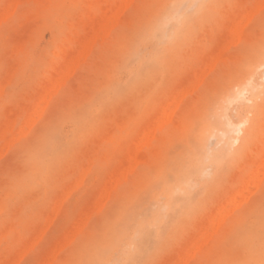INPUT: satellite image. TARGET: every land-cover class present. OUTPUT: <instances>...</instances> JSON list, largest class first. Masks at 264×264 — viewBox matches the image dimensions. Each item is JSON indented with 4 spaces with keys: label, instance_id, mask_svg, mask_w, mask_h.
<instances>
[{
    "label": "rangeland",
    "instance_id": "374dc122",
    "mask_svg": "<svg viewBox=\"0 0 264 264\" xmlns=\"http://www.w3.org/2000/svg\"><path fill=\"white\" fill-rule=\"evenodd\" d=\"M8 1L10 2V0H0V9L2 10L7 7H10V9L15 7L12 15L8 12L12 11L9 8L7 11L4 10L6 15L7 13L10 15L8 17L5 12L0 10L3 16H6V19H3L4 17L2 18L0 13V128H3V132L0 130V147H4V145H1L2 143H8L6 145H9V147L7 149L6 147L0 148V151L2 150L0 162L8 158L15 159L21 143L32 136L34 130L41 125L50 109L57 102L68 109L79 108L93 100L99 103L111 104L112 107L105 117L103 128L94 139L92 154L84 166L78 172L68 171L61 177V187L63 189L61 196L49 208L38 214L30 211L32 201L24 198L16 209V214L20 218L19 224L10 225L6 229L4 222L0 220V264H13L17 261H19V264H41L44 261L45 264L48 261V257L51 260L53 255L56 258L52 259L53 262L50 261L47 264H67L69 261L79 259L89 261L91 264H212L213 261L220 259L223 244L227 238L241 227L245 216L258 213L261 206L264 178L260 183L257 180L261 178L258 179L256 173L258 168H260L259 171L263 169L261 171L262 174L260 173L258 176L264 177L262 176L264 175V168H261L262 162H260L261 160L264 163V146L261 144L259 126L257 125L254 128L255 130H252L255 141L253 148L240 163L229 171L224 180L214 188L210 196L201 199L199 208L194 215L190 217L183 215L185 207L183 193L185 191L181 192L179 190L176 191V194L174 192L170 207L164 208V203L167 200L166 191H168L169 185L178 181V176L181 172L192 170L191 164L197 159L196 145L190 136L191 128L195 122L205 121L208 116H212V113L218 111L221 105L228 107L229 115L235 119L238 117L250 119L252 108L250 101H255L258 91L253 92L248 89L246 91L247 100L241 104L229 103L227 96L232 88H236L239 83L248 81L247 79L252 75L251 72H246L243 76L234 74L233 69L237 62L234 49L241 45H258L261 39L264 38V33L261 32V29L258 26L253 27V17L260 12L261 8H264V4L261 5L264 0H258L259 3L257 0H242L244 3H258L255 5L254 10L252 9L254 12L252 10H250L251 12L249 11L250 14L253 12L251 17L249 16V21V18L246 20L248 13L246 16L245 14L242 15L225 9L224 15L228 17L226 23L216 25L210 23L198 26V30L193 31L188 43L176 45L175 47L169 44L168 37L172 29L179 24V20L174 15L178 22L174 21L175 17H173L174 19L170 18L171 22H167L166 12L171 10L168 5L172 3L179 4L181 3L180 0H134L128 7L124 8L125 10L122 8L123 12H121L119 23H116L115 26L113 25L114 28L113 26H108L111 30L108 31L109 29H106L110 33H107L108 36L105 33V38L103 37L104 31L100 29L102 28L100 22L103 16L105 18L104 14L106 12L104 8V11L100 8L107 6L109 3L107 11H115V7L119 6L117 0H103L104 2L102 0H89L90 3L93 1L91 4L88 0H16L18 3L15 6H13L14 3L9 6L7 4L9 3ZM11 1L14 2V0ZM54 2H73L87 6L77 21L74 30L65 32L63 29L55 27L54 22L43 15H29L30 10L24 7L34 3ZM219 2L227 4L236 2V0H219ZM6 4L7 7H5ZM91 13L94 15V22L90 21V23L87 21L92 20L91 17L93 15ZM90 14L92 15L91 17ZM185 15H191V12L185 13ZM242 16L245 17L242 18ZM97 18H101L100 22H98V25L101 26L100 28L98 26L101 32L100 35L96 34L98 33L95 30L98 29L97 26L95 29L93 26L95 22L97 24ZM102 21L104 22V20ZM160 21H166V27H164L166 36L164 34L163 37L156 36V27ZM86 22L91 24L90 30L86 28ZM89 24H86L87 27ZM170 24L171 26L167 28V25ZM239 24L241 25V30H243L242 37L239 35L241 30L237 31L239 34L236 33L237 29L235 30ZM25 25L28 26L32 48L38 49L40 54L49 60L53 71L45 78L42 89L30 90L25 93L26 99L23 103L5 106L3 101L4 92L2 93V90L4 91V86L9 82L10 77L6 79L4 75L2 67L3 53L7 45L12 65L26 62L29 56L28 49L19 41L13 40V38L23 34L22 30ZM71 27L72 25H70ZM238 27L240 29V26ZM87 32H92L93 34L95 32L100 37L95 36V39L99 37L95 41V39H92V33H90V38ZM238 35L240 39L235 41ZM88 36L90 42L91 39L92 42H95L92 45L89 41L90 44L86 43L87 47L92 46L91 52L88 50L90 53L88 52L87 54L88 48L85 46V40L88 39ZM80 37L81 39H79ZM83 37H85V42L82 41ZM9 41L12 42L9 43ZM77 47H80V49H76ZM82 47H84V50L81 49ZM73 50L78 52L76 54L81 52L79 56H82L78 57L80 63L74 64L73 69L75 71L68 66V63H73L71 59L73 55L76 56V54L71 53ZM82 51H85L86 56H84L86 59L83 57ZM165 51L168 53L169 70L166 74L161 75L159 68L153 61L161 52ZM219 52H221L220 56L217 55ZM69 53L72 55L71 58H69ZM64 55H69V59L67 60ZM218 56L220 57L219 59ZM76 57L74 61L77 60ZM215 61H217L216 64L214 63ZM63 63L65 67L61 69L64 66ZM70 65L72 66V64ZM66 68H69L68 70H71V72L73 71V74L66 78V75L70 74V72H66L67 74L63 75L66 78L64 82L61 81L64 77L59 78L58 75L60 72L64 74ZM255 70H257L255 71V77H252L261 83L258 75L259 66H256ZM201 72L207 73L206 76L202 75L203 73ZM197 75H201L203 80L199 79V77L197 78ZM56 77L57 80L61 79L59 83L64 82V84L60 83L61 85H59L56 82ZM53 82H56L60 87H58L57 92V85ZM116 90L124 93L118 102H114L111 96ZM185 91L187 93L181 95ZM180 92H182L181 96H178L177 93ZM48 94L51 95L50 99ZM180 98H182L181 101L175 102ZM37 100H40L42 104ZM173 102L175 105H171ZM36 103L40 105H36V107L42 111L41 115H38L34 110L32 111L33 107L34 109L36 108L34 106ZM176 103H179V105ZM176 105L178 106L175 107ZM168 106L169 109L173 108L174 112L169 114L171 117L168 115L170 120L166 116L167 112L170 111L165 110ZM31 111L37 114L35 116L37 120L28 129L32 121L31 118H34L35 115L33 113L34 115L30 116L32 114ZM161 111L165 113L164 118H162L163 112L162 117L158 115L159 113L161 114ZM38 113L41 112L39 111ZM15 115V119H10V117ZM28 116L31 118H27ZM155 117L156 119L154 120ZM167 118L169 120L168 123ZM26 119L28 120L26 121ZM163 119L166 120L164 122L165 125L161 122ZM6 120L8 122L11 121L9 124L14 127L5 122ZM156 120L157 122H155ZM152 121L155 123L153 124ZM23 122L24 127L21 126ZM149 124H152V128L156 131L153 133L152 129L148 130V134L150 131L153 134L152 136L150 133L148 138L147 129ZM3 126L9 127L4 129ZM9 128H11V131ZM203 128L204 126L201 127L200 131ZM15 132L17 133L13 137ZM144 134L146 136L141 137ZM139 135L142 144L137 142L141 147L136 142V139L139 140ZM6 136H9L7 137L8 139L14 138L13 140L16 141L13 142L12 140L13 144H10L11 142L9 141L11 140L6 139ZM19 136L20 139H18ZM215 137L217 142L220 143L219 137ZM146 138L150 139V143L147 141L148 144H143L147 140ZM137 145L140 148V152H142L141 156L145 159L138 157L137 153H139V150ZM129 152L135 153L138 157H135L137 160L141 158L137 161V166L135 164L136 167L131 163L136 162V159L134 158V160ZM135 154L133 155L135 156ZM97 161L105 165L101 175L95 173ZM90 163L93 164L90 166ZM256 163L259 164V167H256L258 165ZM126 164L128 165L126 166ZM124 166L129 167L127 172L122 170ZM132 167H135L134 170H130ZM160 168L166 169L168 179L171 182L158 192L156 200L150 193L149 173L152 169ZM0 170H2V166H0ZM84 170H87L86 173L83 172ZM252 171H256L252 175H256L257 178L254 177L256 180L253 177L247 178L251 176L250 173L253 174ZM118 174H121V178ZM80 176L86 177L80 178ZM118 176L119 181H117ZM82 179H84L83 182ZM245 179L254 180V182L247 181L248 184L251 183L250 188L254 192L251 195V190L247 191L249 185L246 184ZM255 181L260 184H256ZM114 183H117L116 186ZM252 184H255V186H252ZM106 185H110L109 188L111 190ZM241 185L242 188L244 185V189L248 188L245 191V195L247 192L249 193L247 195L248 199L241 194L242 189L239 190L241 191L239 192L240 196H236L239 194L236 190ZM257 185L260 186L258 187ZM86 186L89 193L87 199L81 193V189H85ZM105 187L110 192L107 193V199L103 197L106 194H104V191H106ZM69 188L73 191H69L70 194L68 193ZM255 188H257L256 191H254ZM233 193L238 199L242 198L241 200L244 201L242 202L239 199L242 204L237 203V208L233 204L238 202L236 199L233 201ZM13 195L11 192H4L2 177H0V207L3 206L6 197H12ZM63 197L65 200H61ZM229 197L233 201V208L232 205L229 208H232L233 211L231 212L230 209V213L228 210L229 215L227 217L225 215V220H222L223 214H226L227 204H230V199L227 200ZM197 198H200L199 193H197ZM100 199L104 201L103 205H101L102 201L100 202ZM60 200L63 206H60V203L57 204ZM224 201L225 203H223ZM222 204H226V206L219 207ZM92 207H94V211ZM217 209L218 213H214ZM222 209L224 212L219 214ZM91 210L92 214L90 213ZM56 211L57 213H55ZM158 211L166 213L165 215H168L169 218L165 219L164 215L156 223L149 222L152 219L153 212L156 213ZM83 213L87 214L85 220L84 217L86 215L84 216ZM53 214L56 216L54 217ZM219 219L222 221H218ZM212 220L215 226H213ZM47 221L50 225L46 223ZM176 221L179 222L178 226ZM217 221L221 222L219 227L216 226L219 224ZM80 223H86L85 225L83 224V229H80ZM142 223L146 224V228L143 231L140 230ZM47 227L48 229H46ZM212 228H214L213 231ZM215 228L218 229L216 230ZM43 229L46 230L45 233H41V231L44 232ZM202 229L205 230V233L208 232V229L207 235L210 238L212 232L213 237L208 240L207 235L203 236L205 233L202 234L204 232ZM199 232H201V236ZM67 233L68 235L76 236H71L74 238L70 240ZM10 234L12 235V241L6 251L4 242ZM40 234L43 235L41 236ZM197 236L200 237V241L196 240ZM37 238L40 240L37 241ZM66 238L70 242L66 240V243L64 240ZM194 239L198 242L196 248L198 246L199 249H196L195 245H191L195 242ZM206 239L208 243H206ZM60 240L65 243L63 244ZM28 242H35V244L30 245L27 244ZM59 243L60 245H58ZM200 243H203L204 246ZM25 245L29 246L30 249L27 250L29 247L24 249ZM189 247L193 253L188 251ZM22 251H25V253H22ZM187 252L191 257H189ZM17 256L22 259L17 260ZM189 261L192 262L190 263Z\"/></svg>",
    "mask_w": 264,
    "mask_h": 264
},
{
    "label": "snow or ice",
    "instance_id": "6c2138e0",
    "mask_svg": "<svg viewBox=\"0 0 264 264\" xmlns=\"http://www.w3.org/2000/svg\"><path fill=\"white\" fill-rule=\"evenodd\" d=\"M30 10L29 15L40 14L55 24V27L65 32L72 31L77 21L87 7L73 2L34 3L24 6ZM256 6L244 3L242 0L227 4L219 0H185L182 3H172L168 8L179 19L177 27L173 28L168 42L171 46L183 45L190 41L193 31L198 26L208 24H223L228 17L224 10L247 14ZM191 12V15L185 13ZM70 25L72 27L70 28ZM171 26L168 25L167 28ZM258 26L264 33V8L253 17V27ZM23 34L13 38L22 43L29 51L26 62L12 65L9 59V48L5 47L2 67L5 78L9 82L4 87L3 101L5 106L23 103L25 93L38 90L45 78L53 71L49 60L42 56L38 49H33L29 39L28 26ZM12 41H9V43ZM237 62L234 74L243 76L252 72L255 77L256 66L259 65L261 87L252 104L250 119L238 127L235 137L227 143H218L214 135H202L201 127L211 129L215 126V117L208 116L205 121L193 124L190 136L202 155L203 163L198 166L193 180L189 183L185 197L183 215H194L203 197L210 196L214 188L227 176L229 171L240 163L254 146L252 130L258 125L261 133V144L264 146V38L258 45H241L234 49ZM168 53L161 52L153 63L159 68L161 75L169 70ZM153 85V84H152ZM152 87V86H151ZM124 93L114 91L111 96L118 102ZM112 105L99 103L95 100L79 108L68 109L57 102L48 112L45 120L33 132L32 136L23 141L15 159L8 158L0 162L2 170L3 190L14 195L6 197L0 207V220L7 229L10 225L20 223L16 209L24 198L32 201L30 211L38 214L46 210L62 194L61 177L68 171L78 172L92 154L94 139L105 124V117ZM105 165L97 161L95 173L101 175ZM207 169L201 176L199 168ZM149 189L157 200L158 192L171 181L165 168L150 170ZM85 199L89 196L87 186L81 189ZM197 193L200 198H197ZM165 219L169 216L165 215ZM178 221L176 225L178 226ZM12 241L10 234L4 242L7 251ZM67 264H91L84 259L73 260ZM212 264H264V192L261 193V206L258 213L245 216L241 227L236 229L224 242L222 256Z\"/></svg>",
    "mask_w": 264,
    "mask_h": 264
},
{
    "label": "bare ground",
    "instance_id": "6f19581e",
    "mask_svg": "<svg viewBox=\"0 0 264 264\" xmlns=\"http://www.w3.org/2000/svg\"><path fill=\"white\" fill-rule=\"evenodd\" d=\"M15 1H16V0H14V2H12V1L10 0V2L8 1L9 3H7V4H9V6H10L11 4L14 3L13 6H15V5L18 3V1H16V2H15ZM88 1H89V0H88ZM90 1H91V0H90ZM90 1H89V3H90ZM99 1H100V0H99ZM102 1H103V0H102ZM133 1H134V0H117V2H118V4H119V6H117V7H121V8H117V7H115V11H112V10H111L110 12H109V10L107 11V8H109V6H108L109 3H108L107 6H102L100 9H102L103 11H104V9H105V12H106V13H105V12H103V13H105L104 15H105V18L107 17V19L105 20L104 16L102 15L103 13H102V14H101V16H103V17H102V20H104L105 24H103L104 22L101 20V18H100V19L97 18V20H96V21H97V24H96V22H95L94 25L92 24V25L94 26V29L96 28V26H97V28H98V26H99V28L102 26V28H100V29H102V31H104V34H103L104 36H103V37L105 38V33L107 34L108 31L111 30V28L109 29L108 26L112 27L113 25L115 26L116 23L118 24V23H119V20H120L119 18H121V16H120V15H121V12H123V11H122V8L124 9L125 7H128ZM183 1H185V0H180L181 3H182ZM257 1H258V0H257ZM11 2H12V3H11ZM92 2H93V1H92ZM92 2H91V3H92ZM94 2H95V1H94ZM103 2H104V1H103ZM91 3H90V4H91ZM255 3L258 4L259 1H258V3H257V2H255ZM7 4H6L5 7H7ZM256 4H254V5H256ZM263 4H264V2H263L261 5H263ZM259 5H260V4H259ZM123 6H124V7H123ZM3 7H4V6H3ZM112 7H113V6H112ZM257 7H259V6H257ZM8 8H9V10H12V11H8V12L10 13V15H12V12H14L13 10H14L15 7H13V9H10V7H7V8L4 9V10L7 11ZM103 8H104V9H103ZM0 10H2V9H0ZM4 10H2V12H5V15H6V11H4ZM124 10H125V9H124ZM253 10H254V9H253ZM253 10H252V11H253ZM2 12H0V13L2 14L1 17L3 18L4 16H3V13H2ZM250 12H251V11H250ZM250 12L248 13V17L246 18V20L249 18L248 21L250 20L251 14H252L254 11H253L251 14H250ZM166 13H167V17H166L167 22H171L172 20H170V18L174 19V18H173V17H175V16H174V13H173L171 10H170L169 12H166ZM1 14H0V15H1ZM91 14L93 15V13H91ZM91 14H90V17L92 16ZM122 14H123V13H122ZM10 15H8V13H7L6 16L8 17V16H10ZM242 15H243V14H242ZM245 15H246V14H245ZM6 16H5L3 19H6ZM95 16H97V15H95ZM246 16H247V15H246ZM249 16H250V17H249ZM1 17H0V18H1ZM243 17H245V16H242V18H243ZM91 18H92V20H88L87 22H90V21H91V22H94V20H93V19H94V15H93V17H91ZM103 18H104V19H103ZM175 18H176V17H175ZM0 20H1V19H0ZM98 20H99V21H98ZM100 20H101V22H100ZM178 20H179V19H178ZM178 20H177V18L174 19V21H177V22H178ZM246 20H245V21H246ZM240 21H241V20H240ZM245 21H244V22H245ZM0 22H1V21H0ZM87 22H86V24H89V23H87ZM91 22H90V23H91ZM98 22H100V25H101V26L98 25ZM238 22H239V21H238ZM246 22H247V21H246ZM165 23H166V21H160V22L158 23V25H157V27H156V36H157V37H163L164 34H165V36H166V33H164V27H166V24H165ZM239 23H240V22H239ZM247 23H248V22H247ZM76 24H77V23H76ZM78 24H79V23H78ZM86 24H85L86 28H87V29L89 28V30H90V25H91V24H89L88 27H87ZM102 24H103V25H102ZM110 24H112V25H110ZM240 24H241V23H240ZM240 24L238 25V26H240V29H239L238 26H236V28H235V30L237 29V30H236V33H237V34H239V32H237V31H240V30H241V25H240ZM93 26H92V27H93ZM103 26H105V27L103 28ZM114 26H113V28H114ZM167 26H168V25H167ZM99 28H98V29H95V30H96V32L98 31V33H96V34H99V35H100L101 32H100ZM113 28H112V29H113ZM106 29H107V30L109 29V30L107 31ZM91 30H92V29H91ZM235 30H234V31H235ZM85 31H86V30H85ZM167 31H168V30H167ZM167 31H166V32H167ZM234 31H233V32H234ZM242 31H243V30H241V32H240V34H239L240 37L243 36V35H242V34H243ZM244 31H245V30H244ZM99 32H100V33H99ZM90 33H92V32H87V34H89V36H90V38H91ZM109 33H110V32H109ZM109 33H108V34H109ZM236 33H235V35H236ZM87 34H85V35H87ZM96 34H95V32H94V34L92 33V39H93V40L95 39V36H99V35H96ZM108 34H107V36H108ZM235 35H234V36H235ZM239 35L237 36V38H235V37L233 36V37L235 38V41H237V40L240 39V38H239ZM241 35H242V36H241ZM80 36H81V35H80ZM82 36H83V35H82ZM89 36H88V39H86V40H85V37H83V39H82V41H84V40L86 41V42L84 41V42H85V46H86V43H89V42H90V41H89ZM86 37H87V36H86ZM93 37H94V38H93ZM99 37H100V36H99ZM99 37H96L95 41H96L97 38H99ZM104 38H103V40H105ZM79 39H81V37H80ZM92 39H91V42H90L91 45L95 42V41L92 42ZM165 39H166V38H165ZM236 39H237V40H236ZM233 40H234V39H233ZM233 40H232V41H233ZM88 41H89V42H88ZM79 42H80V41H79ZM90 43H89V44H90ZM78 44H79V43H78ZM83 45H84V44H83ZM61 46H62V45H61ZM85 46H84V47H85ZM87 46H88V45H87ZM87 46H86V47H87ZM62 47H63V46H62ZM80 47H81V46H80ZM80 47H77L76 49H78V48L80 49ZM84 47H82L81 49L84 50V49H83ZM91 47H92V46H91ZM91 47H87V48H88V49H87V52H86L87 54H88L89 51L91 52ZM64 48H65V47H64ZM89 48H90V49H89ZM225 49H226V48H225ZM74 50H75V49H74ZM74 50L71 51V53H74V54L78 53V52H76V51H74ZM85 50H86V49H85ZM88 50H89V51H88ZM80 51H81V50H80ZM80 51H79V52H80ZM220 51L223 52L222 50H220ZM84 52H85V51H82V54H83V57L86 59V57H85V56H86V53H84ZM90 52H89V53H90ZM221 52H219V54H217V55L220 56V53H221ZM67 54H68V53H67ZM79 54L81 55V52H80ZM79 54H76L77 57L74 56V55H73V57H72V55L69 53V55H70L69 58L72 57L71 59H72V61H73V63H68V64H69L68 66H70V69H73V68H74V64H76V63L79 64V63H80V59H79L78 57H82V56H79ZM69 55H66V56L64 55L65 57H67V60L69 59V58H68ZM84 55H85V56H84ZM219 56H218V59L220 58ZM75 57L77 58V60H76L77 62L74 61V60H75ZM150 57H151V56H150ZM73 58H74V59H73ZM85 59H84V60H85ZM216 59H217V56H216ZM216 59H215V60H216ZM70 61H71V60H70ZM70 61H69V62H70ZM72 61H71V62H72ZM217 61H218V60H217ZM217 61H215L214 63L216 64ZM67 62H68V61H67ZM74 62H75V63H74ZM65 63H66V62H65ZM70 64H72V66H71ZM78 64H77V65H78ZM63 65H64V66H62L63 68H61V69H64L65 64L63 63ZM68 66H67V67H68ZM78 66H79V65H78ZM258 66H259V65H257V67H258ZM76 67H77V66H76ZM76 67H75V68H76ZM68 69H69V68H68ZM68 69L66 68L64 74H63L62 72H60V74L58 75L59 78L64 77V76L67 74L66 72H70V74L68 73V74L66 75V76H67L66 78H69L70 75L73 74V71L71 72V70H68ZM67 70H68V71H67ZM73 70H74V69H73ZM74 71H75V70H74ZM255 71H257V70H255ZM58 72H59V71H58ZM65 73H66V74H65ZM201 73H203L202 75H204V76H206V74H207V73L205 74V72H201ZM201 73H200V74H201ZM251 73H252V72H251ZM255 73H256V72H255ZM60 75H62V76H60ZM63 75H64V76H63ZM204 76H203V78H204ZM252 76H253V73H252V75L249 77V79H247L248 81L243 82V83H239V84L236 86V88H232V90L229 92V94H228V96H227V100H228L229 103H232V104H234V103L241 104V103H243L245 100H247L246 96H248V95H246V91H247L248 89L252 90L253 92H254V91L256 92V91L259 90V88L261 87V83L258 82L259 80H258V81L255 80V78H253ZM198 77H199V79H200V78H201V75H199V76L197 75V78H198ZM64 78H65V77H64ZM64 78H62V80H61V79H59V80L65 82L66 78H65V79H64ZM201 79H202V78H201ZM59 80H57V77H56V82H58L59 85H61L62 83L64 84V82H62V83L60 82V83H61V84H60V83H59ZM202 80H203V79H202ZM54 81H55V80H54ZM56 82H53V83L56 84ZM58 84H56V85H57L56 92L58 91L57 89L60 88ZM1 87H2V85H1ZM4 87H5V86H4ZM58 87H59V88H58ZM49 88H50V87H49ZM2 89H3V88H2ZM41 89H42V88H41ZM47 89H48V88H47ZM3 92H4V91L2 90V93H3ZM43 92H44V90H43ZM46 92H47V90H46ZM181 93H182V92L177 93L178 96H181V95H183V94H186L187 91H185V93H182V94H181ZM177 94H176V95H177ZM180 94H181V95H180ZM48 95H50V94H48ZM48 98L50 99V98H51V95H50V97H48ZM40 99H41V98H40ZM181 99H182V98H180L179 100L177 99V101H175V102H179V101H181ZM37 101H38V100H37ZM37 101H36V102H37ZM248 101H249V100H248ZM248 101H246V102H248ZM38 102L40 103V100H39ZM250 102H251V101H250ZM43 103H44V102H43ZM40 104H42V103H40ZM176 104L179 105V103H176ZM232 104H231V105H232ZM36 105L38 106L39 104L36 103L34 106L36 107ZM171 105H175L174 102L171 103ZM178 105H176L175 107H177ZM39 106H40V105H39ZM26 107H27V106H26ZM41 107H43V106H41ZM172 107H174V106H172ZM211 107H212V106H211ZM36 108H37V110H36ZM36 108L34 109V107H33V108H32V111L34 110V112H37L38 115H41V114H42V111L39 110L38 107H36ZM39 108H40V107H39ZM167 108H168V109H167ZM170 108H171V107H170ZM208 109H209V108H208ZM227 109H228V107H226V106H222V105H221L218 111H216L215 113H212V116L215 117V121H216L215 126H214L213 128H211V129H209V128H207L206 126H204V128H203L202 131H201V134H202V135H208V134H211V135H214V136H218V137H219V142H220V143H227V142L229 141V139L235 137V135H236V131H237L238 127H239L240 125H242V124H246V122L249 120V118H247V117H238L237 119H235L234 117H232L231 115H229ZM35 110H36V111H35ZM163 110H164V109H163ZM165 110H166V111H167V110L170 111V112H167V113H168V114H166L167 117H168L169 114L174 113V112H173V108H172V109H169V106L166 107ZM165 110H164V111H165ZM32 111H31L32 114H30V116H31V115L33 116V115L35 114V113L32 112ZM39 111H40L41 113H38ZM164 111H161V114H160V113L158 114L159 116L161 115L160 117H162V112H163V117H162V118L165 117L164 114L166 113V111H165V113H164ZM174 111H175V109H174ZM28 113H29V112H28ZM33 113H34V114H33ZM37 114L34 115V118H33V117L31 118V117H29V116L27 117V118H31V120H32V121L30 122V124L33 122L31 125L29 124L30 127L28 126V127H29L28 129H30L31 126L36 122L37 119H35V116H36ZM27 115H29V114H27ZM169 116H170V115H169ZM14 117L16 118V115L10 117V119H11V118H14ZM156 117H158V116H156ZM156 117L154 118V120L156 119ZM170 117H171V116H170ZM15 118H14V119H15ZM168 118H169V117H168ZM168 118L166 119V120H167V123H168V121L170 120V118H169V120H168ZM159 119H160V118H159ZM171 119H172V118H171ZM27 120H28V119H26V121H27ZM29 120H30V119H29ZM166 120L163 119V120H161V122H163V124H164V122H166ZM12 121H13V120H12ZM5 122H8V121L6 120ZM14 122H16V121H14ZM155 122H157V120H156ZM155 122L152 121L153 124H154ZM158 122H160V121H158ZM161 122L159 123L160 125H162ZM9 123H11V121H9L8 124H9ZM25 123H26V122H25ZM28 123H29V122H28ZM6 124H7V123H6ZM8 124H7V125H8ZM7 125H6V126H7ZM9 125H11V124H9ZM27 125H28V124H27ZM164 125H165V124H164ZM164 125H163V126H164ZM4 126H5V125H4ZM4 126H3V127H4ZM11 126L14 127L13 125H11ZM21 126L24 127V122L22 123ZM148 126H149V128L151 127L150 129H149V128H148V129L146 128V129H147V135H148V138H149V134H150V133L152 134V132L150 131V133L148 134V130H151V129H152V130L154 131L153 133H155L156 130L152 128V124H149ZM148 126H147V127H148ZM155 126H156V124H155ZM157 126H158V124H157ZM8 127H9V126H8ZM8 127H7V128H8ZM12 127H11V128H12ZM23 127H21L22 130H24ZM153 127H154V126H153ZM202 127H203V126H202ZM7 128L4 127V129H7ZM11 128H9L10 131H11ZM156 128H157V127H156ZM2 129H3V128H2ZM2 129L0 128L1 131H2ZM160 129H161V128H160ZM20 130H21V129H20ZM254 130H255V129H254ZM16 131H17V130H16ZM2 132H3V131H2ZM17 132H18V131H17ZM17 132L13 133V137H15L14 135H15ZM21 133H22V132H21ZM26 133H27V132H26ZM26 133H25V134H26ZM140 133H142V132H140ZM3 134H4V133H3ZM5 134H6V130H5ZM145 134H146V130H145ZM145 134L142 135L141 137H145V136H146ZM23 135H24V134H23ZM154 135H155V134H154ZM21 136H22V135H21ZM108 136H110V135H108ZM152 136H153V134H152ZM7 137H9V136H6V139H8ZM153 138H154V137H153ZM153 138H152V139H153ZM13 139H14V138H13ZM13 139H8V140H11V141H9V142H11L10 144H13V142L16 141V140L14 141ZM18 139H20V136H19ZM146 139H147V138H146ZM8 140H7V141H8ZM12 140H13V142H12ZM140 140H141V138H140V135H139V140L136 139V142L138 141L139 143H141L142 141L140 142ZM142 140H143V139H142ZM7 141H6V142H7ZM147 141L150 143V139H147L146 141L143 142V144H148ZM138 142H137V143H138ZM145 142H147V143H145ZM137 143H136V144H137ZM139 143H138V144H139ZM6 144H8V143H6ZM6 144L2 143L1 145H4V147H6V149H7V147H9V145L7 146ZM141 144H142V143H141ZM139 146L141 147L140 144H139ZM4 147L2 146V147H0V148L3 149ZM137 148H138V145H137ZM136 150H137V149H136ZM138 150H139V153H137V155H138V157H141V158H142L143 156H141V155H142V152H140V148H138ZM6 151H7V150H6ZM195 151L197 152V159L194 160L193 163L191 164V166H192V170H191V171L188 170V171L181 172V173L179 174V176H178V181H177V182H174V183L171 184V185H169L170 188H169V186H168V191H166L167 200H166V202L164 203V205H165L164 208L170 207V204H171V202H172V197H173L174 192H175V194H176V193H177L176 191H179V190H180L181 192L186 191V189H187L189 183L193 180L192 178H194V173H195V171L197 170L198 166H200V165L203 163L202 155H201V153L198 151L197 147H196ZM0 153H1V154H0V155H1L0 158H1V157H2V150L0 151ZM129 153H130V152H129ZM130 154H132L131 156H132L133 159H134L135 157H137L135 153H130ZM133 154H135V156H134ZM133 156H134V157H133ZM138 157H137V158H138ZM141 158H139L138 160H140ZM143 158H144V157H143ZM143 158H142V159H143ZM263 158H264V156H263ZM133 159H132V160H133ZM135 159H136V158H135ZM135 159H134V160H135ZM144 159H145V158H144ZM248 159H249V158H248ZM138 160L136 159V160H135L136 162H131V163L134 164V166H135V164L137 163ZM250 160H251V159H250ZM263 160H264V159H263ZM126 161H127V160H126ZM92 162H93V161H92ZM260 162H262V163H261V164H262V165H261V168H264V163H263V161L260 160ZM128 163H129V162H128ZM138 163H139V162H138ZM92 164H93V163H92ZM92 164L90 163V166H91ZM122 164H123V163H122ZM129 164H130V163H129ZM256 164H258V163H256ZM127 165H128V164H126V166H127ZM130 165H131V164H130ZM126 166H124V168H122V170H125V172H127V171H128V168H129V167L127 168ZM131 166H133V165H131ZM131 166H130V167H131ZM136 166H137V164H136ZM136 166H135V167H136ZM125 167H126V168H125ZM135 167H132L133 169L130 168V170H134ZM256 167H259V164H258ZM86 168H87V167H86ZM86 168H85V169H86ZM89 168H91V167H89ZM126 169H127V170H126ZM254 169H255V168H254ZM259 170H260V168H258V170H257V173H258V174L256 173V171H252L253 174L250 173L251 176H250V177L248 176L247 178H248V179H250V178H252V177L254 178V177H256V175H257L258 179L261 178L260 180H257V181H260V183H261V180H262L264 177H260V176H258V175H260V173H261V171H262L263 169H261V171H259ZM86 171H87V170H84L83 172L86 173ZM88 171H90V169H88ZM206 171H207V169L204 168V167H200V168H199V172H200V175H201V176H202L203 174H205ZM254 172L256 173V175H255V176H252V175L255 174ZM118 173H119V172H118ZM261 174H262V173H261ZM118 175H119V174H118ZM120 175H121V174H120ZM120 175H119V176H120ZM83 176H84V174H83ZM119 176L117 177V181H119V180H118ZM262 176H264V175H262ZM85 177H86V176H85ZM85 177H81V176H80V178H85ZM257 177H256V178H257ZM120 178H121V176H120ZM247 178H246V179H247ZM246 179H245L246 184H248L247 181L254 182V180H256L255 178H254V180H252V179H251V180H246ZM83 180H84V179H82V182H83ZM257 181H255V183H256V184H260V183L257 182ZM82 182H80V183H82ZM115 182H116V180H115ZM116 184H117V183H114L115 186H116ZM72 185H73V183H72ZM248 185H249V189H248V188H246V189H248L247 191L251 190V191H250V192H251L250 195H251V194L254 193V192H253L252 189L250 188L251 183H249ZM66 186H68V185H66ZM69 186H70V185H69ZM69 186H68V187H69ZM109 186H110V185H109ZM109 186L106 185V187H108V188H109ZM111 186H112V185H111ZM115 186H114V188H115ZM246 186H247V185H246ZM252 186H255V184H254V185L252 184ZM257 186H258V185H257ZM257 186H256V187H257ZM259 186H260V185H259ZM259 186H258V187H259ZM106 187H105V189H106ZM247 187H248V186H247ZM258 187H257V188H258ZM108 188L106 189V191L108 190ZM244 188H245L244 185H243V188H242V185H241V187L238 188V190H236V191H238L237 193H239V192L242 191L241 194H243V196H244V195H245V191H246V189H244ZM257 188H255L254 191H256ZM69 189H70V190H69ZM69 189H68V193H69V191H70V192L72 191L71 188H69ZM105 189H104V190H105ZM241 189H242V190H241ZM243 189H244V190H243ZM109 190H111V189L109 188ZM109 190H108L107 192L104 191V194L106 193L105 195H103V193H102L103 197L106 198V199L108 198L107 193L109 192ZM239 190H241V191H239ZM236 191H235V193H236ZM243 191H244V193H243ZM65 192H66V191H65ZM72 192H73V191H72ZM66 193H67V192H66ZM66 193H65V194H66ZM68 193H67V194H68ZM109 193H110V192H109ZM235 193L232 194V199H233V201H234V199H236V201H238V202H234V203H233V201H231V200H232L231 197H229V198L227 199V200L230 199V200H229L230 204H229V205L227 204V206H228V207H227V210L225 209V210H226V211H225L226 214H225V213L223 214V216H222V220H225V218H224L225 215H226V217L229 215V213L227 212L228 210H229V212H230V209H231V212L233 211V210H232V208H233L232 203L235 204V205H234L235 208H237V207H236V206L238 205L237 203L242 204V203H240V201H239V199L241 200L242 198H239V199H238V197H236V196H240V193H239V194L236 193L237 195L234 196ZM67 194H66V196H68ZM69 194H70V193H69ZM74 194H75V193H74ZM247 195H249L248 192L246 193V195L244 196V198H245V197L247 198V197H248ZM66 196H65V197H66ZM106 196H107V197H106ZM230 196H231V195H230ZM241 196H242V195H241ZM103 197H102V198H103ZM234 197H236V198H234ZM104 198H103V200H104ZM62 199L65 200L64 197L61 198V200H62ZM106 199H105V200H106ZM247 199H248V198H247ZM247 199H245V200H247ZM61 200H60V202H58L57 204L60 203L59 205H60V206H63V205L61 204ZM101 201H102V200L100 199V202H101ZM241 201H242V200H241ZM62 202H63V201H62ZM97 202H98V200H97ZM103 202H104V201L101 202V203H102L101 205L104 204ZM229 202H228V203H229ZM242 202H244V201H242ZM223 203H225V201H224ZM230 205H232V208H229ZM60 206H59V207H60ZM91 206H92V205H91ZM223 206H226V204H222V205H220L219 207H223ZM240 206H241V205H240ZM54 208H56V207H54ZM92 208H93V211H94V207H92ZM164 208H163V209H164ZM228 208H229V209H228ZM97 209H99V208L97 207ZM220 209H221V208H220ZM220 209H219V210H220ZM54 210H55V209H54ZM168 210H170V209H168ZM163 211H164V210H163ZM215 212L218 213V209H217V211H214V213H215ZM222 212H224L223 209H222L221 211H219V214H221ZM231 212H230V213H231ZM55 213H57V211H56ZM90 213L92 214V210L90 211ZM90 213H89V214H90ZM227 213H228V214H227ZM51 214H52V213H51ZM83 214H84V213H83ZM89 214H88V216H89ZM165 214H166V213H162V212H160V211H158V212H156V213L153 212L152 219H151L149 222H151V223H152V222H153V223H156V221L160 220V219L162 218V216H164ZM53 215H54V217L56 216L55 214H53ZM53 215H52V217H53ZM85 215H86V217H84V220H85V218H87V214H84V216H85ZM212 215H213V214H212ZM214 215H216V214H214ZM219 216H221V215H219ZM82 217H83V215H82ZM82 217H81V218H82ZM89 217H90V216H89ZM89 217H88V218H89ZM213 218H214V217H213ZM218 218H219V217H218ZM89 219H90V218H89ZM89 219H87V220H89ZM214 219H216V218H214ZM214 219H213V220H214ZM79 220H80V219H79ZM87 220H86V221H87ZM213 220H212V221H213ZM222 220L219 219L218 221H222ZM57 221H58V220H57ZM80 221H81V220H80ZM80 221H79V222H80ZM210 221H211V219H210ZM218 221H217V222H218ZM119 222H120V221H119ZM217 222H216V224H217ZM46 223L49 224L48 221H47ZM81 223H82V222H81ZM81 223H80V225H81V228H80V229H83L82 226L84 227V225H85L87 222H86L85 224L83 223L84 225L81 224ZM120 223H121V222H120ZM210 223H212V222H210ZM218 223H219V222H218ZM220 223H221V222H220ZM220 223L217 224L216 226L219 227ZM212 224H214V221H213ZM49 225H50V224H49ZM75 225H76V223H75ZM80 225H79V226H80ZM145 225H146V224H143V223L140 225V230H141V231H143V230L146 228ZM207 225H208V221H207ZM46 226H47V225H46ZM79 226H77V227H79ZM205 226H206V225H205ZM213 226H215V224H214ZM213 226H212V227H213ZM43 227H45V226H43ZM206 227H207V226H206ZM46 229H48V227H47ZM210 229H211V228H210ZM213 229H214V228H212V231H213ZM215 229H216V228H215ZM217 229H218V228H217ZM217 229H216V230H217ZM202 230H203V229H202ZM43 231H44V232L41 231V233H45L46 230L43 229ZM203 231H204V232H202V234L205 233V230H203ZM207 231L209 232L208 229H207ZM207 231H206V232H207ZM66 232H68V231H66ZM208 232H207V233H208ZM215 232H217V231H215ZM215 232H214V233H215ZM200 233H201V232H199V235H200ZM207 233L203 234V236L207 235ZM72 234H73V233H72ZM137 234H138V233H137ZM137 234H136V235H137ZM211 234L213 235L212 232H211ZM211 234H210V235H211ZM40 235L42 236L43 234H40ZM67 235H68V233H67ZM212 235L210 236V238L213 237ZM38 236H39V235H38ZM71 236H74V235H71V234L68 235V237H70V240H73V238H74L76 235H75L74 237H71ZM200 236H201V235H200ZM68 237H67V238H68ZM197 237H198V236H197ZM197 237H196V238H197ZM206 237L209 238L208 235H207ZM206 237H205V238H206ZM39 238H40V236H39ZM67 238L64 239L65 242H66V240H67V241L69 240V239H67ZM201 238H202V237H201ZM210 238H209L208 240H210ZM38 240H40V239L37 238V241H38ZM70 240H69V242H70ZM196 240H199V241H200V237H198ZM196 240L194 239V241H195L196 243L193 241L194 243L191 244L192 246L195 245V248H196V245L198 244V242H197ZM60 241H62V240H60ZM204 241H205V239H204ZM30 242H31V241H30ZM30 242H28L27 244H30V245L33 244V245H34L35 242H36V239H35V242H33V243H30ZM65 242L62 241L63 244H64ZM201 242H203V241L201 240ZM60 243H61V242H60ZM60 243H59L58 245H60ZM66 243H67V242H66ZM141 243H143V242H141ZM204 243H205V242H204ZM206 243H208V242H207V239H206ZM27 244H26V245H27ZM63 244H62V245H63ZM200 244H202V246H204L203 243H200ZM26 245H25L24 249H25L26 247H29V246H26ZM187 246H189V245H187ZM67 247H68V246H67ZM190 247H191V246H190ZM190 247H189L188 251L191 253L192 251H190V250H191ZM187 248H188V247H187ZM26 249H27V248H26ZM29 249H30V247H29L27 250H29ZM57 249H58V247H57ZM196 249H199L198 246H197ZM201 249H202V248H201ZM59 250H60V249H59ZM62 250H63V249H62ZM25 251H26V250H25ZM25 251H24V252L22 251V253H25ZM56 251H57V250H56ZM64 251H65V250H64ZM196 251H197V250H196ZM22 253H21V254H22ZM55 253H56V252H55ZM187 253H188V252H187ZM187 253H186V255H187ZM192 253H193V252H192ZM21 254H20V256H21ZM57 254H58V253H57ZM188 254H189V253H188ZM193 255H194V254H193ZM53 256H54V255H53ZM53 256L51 257L52 259L56 258V257H53ZM22 257H23V254H22ZM147 257H148V256H147ZM187 257H188V256H187ZM187 257H186V258H187ZM189 257H191L190 254H189ZM189 257H188V258H189ZM20 258H21V257H18V256H17L16 259L18 260V259H20ZM21 259H22V258H21ZM49 259H50V257H48V261H46L45 264L49 263L50 261L53 262L52 259H51V260H49ZM189 259H190V258H189ZM17 260H16V261H17ZM46 260H47V259H46ZM17 262H18V264H19V261H17ZM17 262H16V263L14 262L13 264H17ZM189 262L191 263L192 261H189ZM42 263L44 264V261H43ZM42 263H41V264H42ZM176 264H178V263H176Z\"/></svg>",
    "mask_w": 264,
    "mask_h": 264
}]
</instances>
